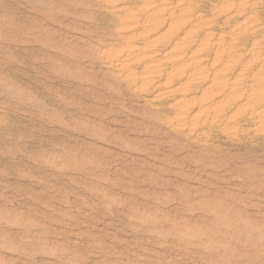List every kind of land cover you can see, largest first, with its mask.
<instances>
[{
	"label": "rangeland",
	"instance_id": "rangeland-1",
	"mask_svg": "<svg viewBox=\"0 0 264 264\" xmlns=\"http://www.w3.org/2000/svg\"><path fill=\"white\" fill-rule=\"evenodd\" d=\"M0 264H264V0H0Z\"/></svg>",
	"mask_w": 264,
	"mask_h": 264
}]
</instances>
